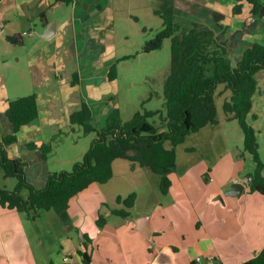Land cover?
Returning <instances> with one entry per match:
<instances>
[{"label":"crops","instance_id":"crops-1","mask_svg":"<svg viewBox=\"0 0 264 264\" xmlns=\"http://www.w3.org/2000/svg\"><path fill=\"white\" fill-rule=\"evenodd\" d=\"M260 1L264 4V0ZM114 2L74 0L71 19L62 26L56 24L55 34L48 39L51 41L48 49L46 46L36 48V45L27 54L26 69L22 72L28 80L27 91L35 90L38 95L40 115L20 130L18 142L10 148L9 156L28 162L27 177L38 188L45 186L52 171L48 159L42 158V152L31 151L26 145L47 143L59 128L68 125L70 115L82 105L80 95L77 100L73 99L77 87L60 73L58 48L65 41L72 42V37H105L108 31L111 34L114 28L112 15L116 10ZM55 4V0H0V43L4 41V30L13 33L17 28L21 29L15 34L22 40L27 29L31 32L28 35L33 36L32 26L38 18H43L46 31L49 27L46 11ZM174 4L179 15L210 25L233 60H239L254 43L264 44V19L261 15L251 14V6L247 3H242L243 11L239 15L234 14L237 4L234 0H174ZM157 6L158 3L154 10ZM67 35L72 36L71 39L68 40ZM7 37L6 41L10 43ZM42 37L45 38L44 34ZM77 47L79 51V43ZM8 80V76L0 72V141L12 132L6 116L8 102L13 100L7 93ZM217 94L223 96V103L231 96L224 86L218 88ZM64 96L67 98L63 99ZM104 116L108 118V114ZM219 119L218 125L232 121L224 120L223 116ZM228 129L204 127L193 133L192 140ZM232 129L237 136L240 134L236 128ZM217 139L220 155L216 161L209 159L208 162L207 156L200 160L191 156L180 160L177 153L176 169L170 175L168 207L160 206L158 212L150 200L153 198L161 203L156 194L160 192V176L139 164L134 166L127 159L115 160L110 181L92 184L71 200L69 219L63 221L64 227L60 229V233H71L62 240L61 251L49 250L46 263L32 250L24 214L0 206V264H66L65 257L71 259L69 264H83L78 252L85 251L81 245L84 235L91 239L88 249L91 264H243L255 258L264 248V195L251 192L249 185H245L240 197L226 194L233 183L244 184L247 174L252 173L255 166L246 168L245 156L241 157V152L238 154L228 147L229 136H218ZM194 172L196 177L191 176ZM205 172L209 173L204 181ZM3 179L7 178L0 173V181ZM131 193L136 194L132 211L140 209L134 217L132 211L128 218L115 215L103 205L114 206L118 197L126 198ZM22 195L27 197L28 194L22 192ZM48 215L52 224L60 218L51 213ZM99 215L106 220L103 228L97 225ZM142 216H150L151 238L136 229V219ZM38 243L43 245L41 240Z\"/></svg>","mask_w":264,"mask_h":264},{"label":"trees","instance_id":"trees-1","mask_svg":"<svg viewBox=\"0 0 264 264\" xmlns=\"http://www.w3.org/2000/svg\"><path fill=\"white\" fill-rule=\"evenodd\" d=\"M55 1L70 5L74 0ZM163 1L154 10L163 20V28L146 43L144 51L160 50L165 40H171L170 73L164 84L167 128L161 131L150 122L158 114L156 111L138 112L124 122L118 109L111 112L105 127L97 128L92 122V109L82 102L81 108L70 115L69 123L83 126L85 134L96 133L97 137L71 172H51L45 186L38 188L27 177L28 162L9 156L10 148L18 142L20 130L40 115L38 95L33 93L9 100L6 116L12 132L0 141V173L5 178H16L18 182L13 190L0 188L1 207L32 218L43 211L53 210L62 221H67L71 200L92 184L110 181L112 163L117 159H127L134 166L139 164L158 174L160 191L168 194L172 185L170 175L176 169L178 146L191 134L220 123L216 106L220 86L231 92L230 99L223 103V119L238 121L244 135L241 157L248 153L255 162L254 171L247 174L250 191L264 195V163L260 158L256 131L247 121L258 87L256 74L264 70V44L254 43L239 60H233L210 25L179 15L174 0ZM234 1L237 3L235 15L241 14L242 3H247L251 6V14L261 15L264 19V4L260 0ZM7 40L14 45H23L19 35L8 36ZM123 60L126 59L118 60V63ZM108 75L111 81L116 80L117 63L110 68ZM26 147L31 151L40 150L44 160L52 152L48 143H29ZM24 190L28 191L27 197L22 195ZM135 203L136 194L131 193L126 198L118 197L114 206L103 205L111 213L128 218ZM105 224L104 216L99 215L98 227L103 228ZM90 242L91 239L84 235L81 245L85 251L78 252L83 264L92 262L88 252ZM243 264H264V248Z\"/></svg>","mask_w":264,"mask_h":264},{"label":"rangeland","instance_id":"rangeland-1","mask_svg":"<svg viewBox=\"0 0 264 264\" xmlns=\"http://www.w3.org/2000/svg\"><path fill=\"white\" fill-rule=\"evenodd\" d=\"M114 1L116 10L113 11L112 15L114 28L111 34L108 31V35L105 37L95 38H73L67 35L68 40L71 37L73 40L72 42L65 41L58 48L60 73L64 79L71 80L72 85L77 87L78 91H73V99L77 100L80 95L82 102L90 106L92 122L97 128L106 126L107 118L104 115L108 114L109 117L114 109H118L124 122L131 120L138 112L156 111L158 114L150 119V122L163 131L167 128L164 84L170 73L171 40H165L162 48L157 51L146 53L144 48L146 43L154 39L163 28V20L155 14L154 7L156 3H158L157 7H160L164 1ZM73 12L72 4L57 3L48 7L46 11L49 20L48 25L58 23L62 26L71 19ZM34 23L35 25L32 26L34 35L29 36L28 33L31 32L27 29L26 36L23 37L24 45L21 46L6 41L8 35L17 36L15 33L20 32L21 29L17 28L16 32L13 33L10 30L2 31L4 41L0 43V49H2L0 50V72L8 76L7 93L11 99L26 97L35 93L32 87L31 92L27 91L28 80L23 73L26 69L25 59L36 45V48L46 46L48 49L51 42L42 37L45 32L43 18H38ZM123 58L126 60L118 63V60ZM115 63H117V78L115 81H111L108 73ZM256 79L258 82L257 93L252 99L253 107L247 121L256 131L259 154L264 163V70L256 74ZM222 97L218 94L216 96L219 118L224 114ZM66 98L67 96L63 97V99ZM254 115H256L255 118H253ZM205 128L229 129L193 140V134H191L185 143L178 146L177 153L180 160L188 156L200 160L203 156H207L208 162L209 159L216 161L220 155L217 144L218 136L219 138H228L229 136L231 139L229 141L226 139L228 147L238 154L243 152L244 135L238 121L232 120L224 125H208ZM232 128H236L241 135L237 136ZM207 130L215 131L213 129ZM96 137V133L85 134L83 126L78 124L71 125L68 123V125L59 128L58 132L46 141L52 146V152L48 157L49 169L52 172H71L75 165L83 160ZM191 146L196 147L195 150L190 149ZM245 158L247 159L246 168L250 165L255 166L251 155L246 153ZM205 173L202 176L204 181L209 172ZM196 175V172L191 174L192 177H196ZM17 182L16 178L3 179L0 181V187L13 190ZM126 191L128 190H123V192ZM23 193L24 195L28 194V191L24 190ZM156 194L161 203L152 198L150 204L158 212L160 206L168 207V194L164 195L161 191ZM132 212V217H134L140 212V209H135ZM50 213L59 218L55 211L51 210ZM50 213L43 211L34 218L24 214V224L29 243L35 255L43 263L44 261L46 263L50 249L53 248L55 252L62 250L60 247L62 240L65 239L66 234L71 233V231L60 233V229L64 227L63 221L59 218L55 224H52L53 221L48 215ZM38 240L43 242L42 246H39ZM150 244L152 245V242Z\"/></svg>","mask_w":264,"mask_h":264},{"label":"water","instance_id":"water-1","mask_svg":"<svg viewBox=\"0 0 264 264\" xmlns=\"http://www.w3.org/2000/svg\"><path fill=\"white\" fill-rule=\"evenodd\" d=\"M56 32V23L50 24L44 33V37L49 39ZM245 190V184L236 182L233 183L230 189L226 192L227 195L233 197H240ZM136 229L144 233L148 238L153 236V230L150 224V216H142L136 219Z\"/></svg>","mask_w":264,"mask_h":264},{"label":"built area","instance_id":"built-area-1","mask_svg":"<svg viewBox=\"0 0 264 264\" xmlns=\"http://www.w3.org/2000/svg\"><path fill=\"white\" fill-rule=\"evenodd\" d=\"M244 184H245V185H249V180L246 179V180L244 181ZM63 261H64V263L69 264L70 261H71V259H70L69 257H65V258L63 259ZM197 261H200V259H197Z\"/></svg>","mask_w":264,"mask_h":264}]
</instances>
